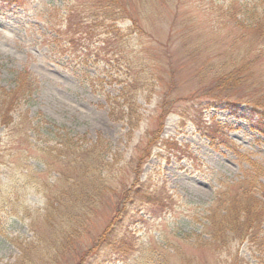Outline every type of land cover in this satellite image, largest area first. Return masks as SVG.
I'll return each mask as SVG.
<instances>
[{"label":"rangeland","instance_id":"rangeland-1","mask_svg":"<svg viewBox=\"0 0 264 264\" xmlns=\"http://www.w3.org/2000/svg\"><path fill=\"white\" fill-rule=\"evenodd\" d=\"M241 1L250 4L245 8L258 6L264 14V0ZM226 2L228 5L230 0H144L131 6L130 13L118 14L123 17L117 21L120 31L106 33L104 28L94 30L99 26L94 25L93 36L79 34L83 38L80 46L90 47L70 54L56 46V34L47 23L49 18L67 26L75 20L61 17L56 7L63 0H0V84L11 87L14 73L29 69L37 82L30 95L22 99L23 110L31 116L41 114L51 130L71 129L73 135H85L94 143L102 136L111 150H125L130 160L122 163L116 184L123 188L120 183L124 181L131 186L135 173L130 166L140 165V180L147 182L145 186L157 182L163 186L160 195L171 205L167 211H160L145 194L140 197L132 192L118 229V245L113 239L99 253L90 255L86 264H256L264 256L260 242L263 232H258L255 243L232 238L229 245L221 244L222 248L213 252V245L202 242L208 236L201 233L200 226L191 225L195 224L193 211L206 215L197 207L209 206L233 183L237 188L247 175L259 171L255 164L264 167V135L259 131L264 120L254 108L264 105V41L235 42L243 28L234 22H229L230 27H219L218 7ZM132 18L139 24L136 32H132L137 27ZM238 18L249 25L248 15ZM241 52L258 59L250 85L226 94L209 93L208 89L216 87V76L233 70L226 64L219 67L236 60ZM130 83L129 94H135L141 106L139 129L131 138L125 120L119 119V110L112 115L113 97ZM160 128L163 138L179 142L180 153L173 154L171 148L156 144L153 134ZM3 130L0 127V133ZM40 132L43 138L53 134L42 128ZM31 136L35 139L36 133L31 132ZM48 144L53 143L43 142L45 150ZM5 145L4 140V155ZM34 164L42 168L38 162ZM258 182L264 184V177ZM262 184L256 196L264 202ZM118 194L108 199L89 226L90 234L84 231L82 237L88 239L102 231L112 216L113 207L108 206L115 204ZM28 204L35 210L44 207L45 199L32 189ZM2 228L8 238L1 234ZM35 233L38 231L28 218H4L0 225V264L15 261L19 254L10 236L31 239ZM48 239L43 246L55 251L46 259L48 264H56L57 246ZM120 240L124 241L122 248ZM80 242L78 239L74 245L79 251ZM79 251L65 252L62 264H77ZM149 256L155 258L147 263Z\"/></svg>","mask_w":264,"mask_h":264},{"label":"trees","instance_id":"trees-1","mask_svg":"<svg viewBox=\"0 0 264 264\" xmlns=\"http://www.w3.org/2000/svg\"><path fill=\"white\" fill-rule=\"evenodd\" d=\"M142 1L144 0H63V4L56 7L61 17L65 16L68 21L75 20L67 26H63L62 22L59 24L51 22L49 18L47 23L56 34L55 41L59 43L56 46H61L73 54L77 48L90 47V44L80 46L79 43L83 39L82 36L89 38L95 34L96 29L104 28L106 33L120 31L117 21L123 17H118V14L130 13L131 6ZM227 3L218 7L221 16L219 27H230L229 22H234L243 28L245 31L239 35L236 34L235 42L239 39H244L242 41H247L248 44H253V40L264 41V14L260 13L259 7L247 9L245 7L250 4L241 0H230L228 5ZM64 9L66 11H63ZM246 15L250 17L248 26L238 18V16ZM94 16L96 20L91 19ZM109 20L112 23L106 24ZM132 22L134 25L137 23L136 29L132 30L136 32L139 29L137 19L132 18ZM97 24L99 26L92 31V27ZM119 44L120 51L123 52L122 44ZM230 44H233V41ZM244 46L247 47V44ZM246 47L244 49L248 48ZM245 55H249V52ZM245 55L241 52L236 54V60L223 62L224 65L219 68H225L226 64L233 70L216 76L214 81L216 87L208 89L209 93L225 92L226 94L250 85L253 81V65L258 59ZM14 75L11 87L0 84V127L4 129L0 133V159H4L2 161L4 169L0 171V175L3 174L2 177L0 176V225H3L4 218L14 216L28 218L38 233H35L31 239L10 236L19 254L15 257V261H6L3 264H48L46 256L52 255L55 251L43 246V241L45 242L48 238L57 246H55L56 264H62L65 252L79 251V247L74 245L78 239L81 240L80 259L77 264H86L90 255L99 253L100 249L110 244L113 239L117 244L118 229L123 224L124 213L132 192L140 197L145 194L152 205L157 203L160 206V211L169 209L170 203L160 195V188L164 189V187L159 186L158 182L153 186H145L147 182L140 180V165H135L136 167L128 165L135 173V181L131 186L128 187L124 181L120 183L124 185L123 188L116 184L120 180L119 172L123 170L122 163L130 160L125 156V150H111L110 144L102 136L94 143L85 135H73L71 129L63 127L51 130L48 127L49 122L41 114L31 116L28 111L23 110L21 101L30 95L31 87L34 83L36 84L37 77L29 69L17 71ZM131 86L132 83L127 87L122 86L120 94L113 97L115 104L112 106V115L118 109L119 119L125 120L130 138L134 130L139 129L141 120V106L137 103L136 95L129 94ZM202 93L207 95L204 91ZM254 108L255 111L257 110L258 117L264 120V105H257ZM163 117L162 115L161 118ZM162 125L163 121L160 127ZM40 128L50 130L53 134L50 138H43ZM259 131L264 135V127L260 126ZM31 132L36 133L35 139L31 136ZM153 138L158 146L171 148L173 154L180 153L179 142L171 138H163L161 128L153 134ZM45 141L53 143L48 144L46 150L43 147ZM35 162L41 164L42 168L38 169ZM258 166L255 164L259 171L252 176L247 175L248 179L241 181L237 188L236 183H233L232 186L222 190L209 206L197 207L199 210H205V216H201L196 211L192 212L195 224L191 223V225L195 228L200 226L198 229L201 233L208 236V239L203 238L202 242L213 245V252L221 249V244L229 245L232 238L255 243L258 232L264 233V202L256 196L262 184L258 182V178L264 177V167ZM32 189L44 197V207L31 209V205L28 204V195ZM123 189L125 192L122 194ZM118 191L121 194H118L113 206H108V208L113 207L112 216L102 231L97 235H89L88 239L82 237L84 231L85 234L89 233L87 230L96 219L95 216H98L101 208L107 206L108 199L116 195ZM1 234L8 238L3 228ZM263 236L264 234L260 239L262 244H264ZM87 242L90 243L87 244ZM123 242L120 240L121 248ZM151 258L155 257L149 256L146 259L147 263L151 262ZM88 262L91 264V261ZM256 264H264V256L259 258Z\"/></svg>","mask_w":264,"mask_h":264}]
</instances>
